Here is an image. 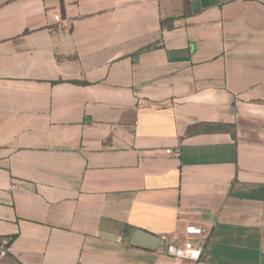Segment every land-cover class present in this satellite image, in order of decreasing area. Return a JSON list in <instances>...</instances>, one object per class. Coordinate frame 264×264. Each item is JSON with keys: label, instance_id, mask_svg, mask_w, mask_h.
Listing matches in <instances>:
<instances>
[{"label": "crops", "instance_id": "1", "mask_svg": "<svg viewBox=\"0 0 264 264\" xmlns=\"http://www.w3.org/2000/svg\"><path fill=\"white\" fill-rule=\"evenodd\" d=\"M190 225L185 264H264V0H0V264H171Z\"/></svg>", "mask_w": 264, "mask_h": 264}, {"label": "built area", "instance_id": "2", "mask_svg": "<svg viewBox=\"0 0 264 264\" xmlns=\"http://www.w3.org/2000/svg\"><path fill=\"white\" fill-rule=\"evenodd\" d=\"M170 155L180 157L181 152L167 151ZM165 243L166 253L171 258V264H185L186 261L197 262L206 244V232L202 227L190 225L185 227L180 238L178 234L161 237ZM8 244V243H6ZM5 253V247L0 249Z\"/></svg>", "mask_w": 264, "mask_h": 264}, {"label": "trees", "instance_id": "3", "mask_svg": "<svg viewBox=\"0 0 264 264\" xmlns=\"http://www.w3.org/2000/svg\"><path fill=\"white\" fill-rule=\"evenodd\" d=\"M170 21V20H169ZM169 21H167V22H169ZM167 22H162V27L163 28H166V23ZM210 129H231L230 127H227V126H218L217 128H215V127H212V126H208Z\"/></svg>", "mask_w": 264, "mask_h": 264}, {"label": "water", "instance_id": "4", "mask_svg": "<svg viewBox=\"0 0 264 264\" xmlns=\"http://www.w3.org/2000/svg\"><path fill=\"white\" fill-rule=\"evenodd\" d=\"M192 9H193V12H197L199 10V4L198 3H192Z\"/></svg>", "mask_w": 264, "mask_h": 264}]
</instances>
